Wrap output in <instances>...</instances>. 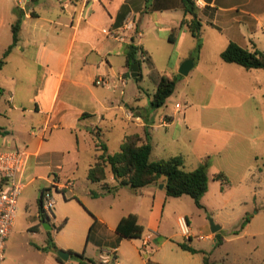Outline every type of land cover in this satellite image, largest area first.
<instances>
[{"label":"crops","instance_id":"crops-1","mask_svg":"<svg viewBox=\"0 0 264 264\" xmlns=\"http://www.w3.org/2000/svg\"><path fill=\"white\" fill-rule=\"evenodd\" d=\"M203 3L204 6L197 8L203 24V48L196 58L197 40L182 24L186 16L183 0L29 1L28 10H24L22 17L19 43L0 71L2 76L10 64L15 65L7 76L9 85L0 82V103L6 95L12 103L6 110L0 104V117L6 120L0 121V148H27L29 151L25 189L38 181L42 184L39 187L42 191L54 182L72 180L73 187L66 192L65 198L82 200L74 190V167L78 164L75 153L84 138H91L95 128L102 136L104 131L114 129L123 120L127 125L123 142L130 134L146 138V131L151 139L154 126L171 128L182 110V105L177 108L180 103H176L173 111L160 114L159 124H154L157 108H153L151 103L163 75H180L181 65L189 59H194V66L188 75L193 71H204V51L207 42L212 40L219 48L220 58L232 42L248 50H260L256 41L260 39V32L264 33V0H203ZM21 11L17 3L10 11L0 0V58L13 42L12 25ZM186 17L190 19L191 15ZM130 21L136 30L126 29ZM132 44L142 49L137 54L141 79L137 81L139 91L131 98H125L128 78H132L126 55ZM172 57L175 61L170 65ZM159 62H164L172 72L161 74ZM26 63L35 65L36 71H24ZM144 63L149 70L145 69ZM212 64L215 72L235 66L239 76L252 79L247 86L264 93L263 69L248 70L217 58ZM147 70L149 73L157 72L159 79L154 91L145 94L140 83ZM99 78L107 84H96ZM207 84H210L208 79L204 87ZM132 127L134 129L130 131ZM100 145H105L109 153H116L106 143H95V151H102ZM69 155L70 160H67ZM99 155H94L88 172ZM107 182L115 184L111 174H108ZM96 184L98 190L94 192L100 195L97 199L110 198L107 202L110 222L106 215L93 210L95 215L79 214L75 219L66 215L57 218L54 213L49 221L58 249L70 252L67 261H58L57 253L47 249V231L43 229L46 238L41 245L29 243L27 248L23 247L27 253L32 252L30 257L18 248L11 261L7 262L5 257L3 264H79L71 251L83 252L85 257L98 263L102 262L105 254L112 258L115 256L116 259L108 264H205V254L210 251L203 245L217 246V233L208 229H203V236L197 239H194L191 228L189 235L182 233L178 219L184 215L168 208L170 197L164 187H160L161 184L149 185L138 192L128 188L134 198L126 208L116 203L118 196L112 193L118 194L127 187L110 192L103 190L101 183ZM130 213L138 216L144 228L141 238H122L116 232L119 221ZM185 217L191 227L190 217ZM36 219L40 222L38 209ZM57 221H60L61 228L54 231L53 222ZM172 221L177 224L174 233L168 229ZM36 226L38 224L31 226L32 232H41L42 225ZM181 244H187L195 252L183 249ZM209 259L210 264H214Z\"/></svg>","mask_w":264,"mask_h":264},{"label":"rangeland","instance_id":"rangeland-1","mask_svg":"<svg viewBox=\"0 0 264 264\" xmlns=\"http://www.w3.org/2000/svg\"><path fill=\"white\" fill-rule=\"evenodd\" d=\"M1 1L10 11L17 3L16 0ZM256 45L264 51V33L260 32V39L256 41ZM218 49L213 40L207 42L202 63L204 71H193L188 76H182L166 104L155 109L157 111L154 124L157 125L160 114L173 111L176 103L182 105V110L171 128L158 125L157 129L155 126L152 129L151 160L181 155L185 159L187 170H193L207 161L210 182L209 190L202 198L204 207L199 208L190 196L184 195L178 198L170 197L168 208L190 217L194 239L203 236V229L212 231L211 219L221 227L217 232L219 239L217 246L213 248L209 244L203 245L209 249L208 255L214 264H264V93L247 86L252 83V79L239 76L235 66L215 72L212 64L215 59L225 62L222 57L220 58ZM174 61L175 58L172 57L169 64H174ZM144 64L145 69L149 70L147 63ZM25 65L24 71L27 70L29 73H34L37 69L30 63ZM159 65V71L163 72L161 74L172 72L164 62H159ZM14 69L15 65L10 64L0 76V82L9 85L7 76H10ZM148 70L140 83L145 94L154 91L159 79L157 72L149 73ZM206 79L210 82L209 88L208 84L204 87ZM241 82L245 85H239ZM127 83L125 98H131L133 93L139 91L137 81L128 78ZM8 97L9 95H6L2 98L0 103L2 109L6 110L12 106ZM145 98L148 96L145 95ZM16 112L19 114L18 110ZM1 120L6 121L0 117ZM133 129L132 127L130 131ZM125 131L127 125L120 120L114 129L104 131L102 136L98 135L95 128L91 138H84L81 141L79 151L75 153L78 164L74 167L73 177L76 182L74 190L82 200L66 199L61 192L54 190L53 196L57 202L53 213L57 218L66 215L75 219L79 214L92 216L95 215L93 212L95 211L106 215L110 222L107 205L110 198L97 199L100 195L98 197L92 195V192L98 190V186L87 179V173L94 155L102 153L95 151V143H106L110 150L118 152ZM142 138L145 140V137ZM13 149L15 148L1 147L0 151ZM69 157L70 155L66 159L70 160ZM219 172L225 173L230 181V187L225 191L221 190V182L215 180ZM40 183L38 181L29 185L19 199L15 226L6 241L7 248L5 246L7 262L11 261L18 248H22L30 257L32 252L27 253L23 247L27 248L29 243L41 245L45 241L43 227L41 232L31 231V226L39 224L36 214L37 198L41 191L39 187L42 185ZM89 191H92V196ZM112 194L118 196L116 203L122 208L129 206L131 199L134 198L128 188L120 190L118 194ZM53 225L54 231L58 230L60 221L53 222ZM168 229L171 233L177 230L175 221L169 224ZM181 241L185 240L182 238Z\"/></svg>","mask_w":264,"mask_h":264},{"label":"trees","instance_id":"trees-1","mask_svg":"<svg viewBox=\"0 0 264 264\" xmlns=\"http://www.w3.org/2000/svg\"><path fill=\"white\" fill-rule=\"evenodd\" d=\"M185 5L186 16L191 15L188 19L186 16L182 20V24L188 27L192 35L197 40L195 56L198 58L203 48L202 28L203 24L197 14V7L193 0H183ZM18 20L12 25L13 42L6 49L3 56L0 58V71L7 64V58L12 50L18 45L20 40L22 17L24 10L21 11ZM141 47L130 45L127 52V66L130 68L133 64H140L137 54L141 51ZM222 59L226 63L237 64L245 69H263L264 70V52L255 49L248 50L236 43H230L228 47L221 53ZM182 75L168 77L163 75L160 78L158 87L153 95V108L163 107L168 98L174 93L178 81ZM141 76L135 78L140 81ZM0 94L2 91L0 89ZM0 131L2 128L0 127ZM102 153L97 157L96 163L91 166L88 172V179L94 183H101L102 189L105 191L116 192L120 188L127 187L133 192H138L140 189L149 185H164V190L168 197L190 196L199 208H203L202 198L209 190V163L203 162L194 170H187L185 159L181 155L173 156L167 159L157 161L151 160L153 146L150 142L149 132L146 131L145 140L139 134L127 135L121 146V149L116 153H109L105 145H100ZM108 174L114 178L115 184L111 185L107 182ZM215 180L221 182V190L225 191L230 187L228 176L219 172L215 176ZM43 193L41 191L38 199L39 224L41 227L46 221H50L43 210ZM92 195L98 197L99 194L92 192ZM247 221H249L247 219ZM245 225V224H244ZM54 228V226H53ZM61 227H59L60 229ZM31 231H33L31 229ZM116 232L122 238L137 239L141 238L144 233L143 226L138 221V216L130 213L124 216L118 223ZM47 249L55 253L59 250L54 243L51 231H47ZM185 250L195 252L187 244H181ZM46 249V248H45ZM71 255L79 262V264H104L98 263L94 259L85 257V254L72 252ZM113 259H116L114 256ZM57 260L62 262L57 255ZM204 263L210 264V259L207 254L204 257Z\"/></svg>","mask_w":264,"mask_h":264},{"label":"built area","instance_id":"built-area-1","mask_svg":"<svg viewBox=\"0 0 264 264\" xmlns=\"http://www.w3.org/2000/svg\"><path fill=\"white\" fill-rule=\"evenodd\" d=\"M30 0H16L17 5L22 10L28 7ZM197 8L204 6L203 0H194ZM126 29L136 30L135 24L130 21L126 24ZM143 60L147 57L142 54ZM96 84L106 85V81L102 78L97 79ZM123 84H125L123 80ZM177 108H181L177 104ZM29 151L26 148H16L11 151H0V264L5 260V246L16 222L17 209L19 199L26 187L25 171L28 165ZM73 187V181L54 182L44 190L43 193V210L51 220L53 218V208L56 205V198L53 191L61 192L64 196L67 191ZM180 229L184 235L190 234L188 219L185 216L178 219ZM147 244V243H145ZM110 255L102 256V263L108 264L112 261Z\"/></svg>","mask_w":264,"mask_h":264},{"label":"water","instance_id":"water-1","mask_svg":"<svg viewBox=\"0 0 264 264\" xmlns=\"http://www.w3.org/2000/svg\"><path fill=\"white\" fill-rule=\"evenodd\" d=\"M28 10V7L26 8V11ZM194 66V59H189L186 60L180 67L179 69V73L182 76H187L190 72V70L193 68ZM130 74L132 78H138L139 77V65L138 64H133L131 66L130 69ZM161 187H164V185H161ZM211 230L213 233H217L220 230V226L215 224L214 221L211 219ZM42 227L46 230V231H51L52 230V226L50 224V222L46 221L44 223H42ZM57 255L61 258L62 261H67L70 257V252L63 250V249H59L57 251Z\"/></svg>","mask_w":264,"mask_h":264}]
</instances>
